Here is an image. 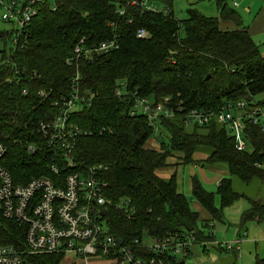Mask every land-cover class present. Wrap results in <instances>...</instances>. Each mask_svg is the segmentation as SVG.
<instances>
[{
  "label": "trees",
  "instance_id": "16d2710c",
  "mask_svg": "<svg viewBox=\"0 0 264 264\" xmlns=\"http://www.w3.org/2000/svg\"><path fill=\"white\" fill-rule=\"evenodd\" d=\"M128 1L56 0L55 10L45 4L26 26V36L13 46L10 33L0 30L2 165L16 183L38 176L57 183L59 175L73 171L61 164L58 173L52 171L55 153L44 146L38 124L53 118L58 111L53 102L70 92L75 69L65 59L77 42L84 38L86 43H97L115 34L118 49L79 62V87L93 99L89 106L69 114L80 130L74 140V160L85 167L104 166L100 178L106 182L104 195L110 201L104 212L110 234L126 242L139 238L144 230L152 237L185 230L175 217L178 214L193 225L194 244L205 246L215 238L210 222L222 221L223 209L240 198L251 203L240 225L264 221V203L233 188V178L243 183L264 180V169L258 166L264 160L259 124L244 120L248 149L240 151L224 124L212 120L187 126L181 113H176L161 120L156 136L160 149L155 150L146 147L154 127L142 115L130 116L128 104L115 95L117 82L123 80L130 90L156 100L169 97L173 107L182 105L186 110L217 108L240 99L264 106V57L241 16L227 0H215L218 16L189 7L182 19L172 10L166 15L143 11L128 6ZM166 2L171 6V0ZM139 27L146 28L150 37L136 38ZM41 90L49 97L43 99ZM29 143L41 148L29 153ZM200 147L210 149L207 164L223 163L228 170L215 192L207 190L197 175L191 176L192 198L206 218L178 190L176 172L168 177L156 172L168 166L166 160L173 152L183 154V164L193 163ZM120 203L126 205L117 206ZM0 243L24 250V227L0 215ZM216 247L227 251L220 244ZM24 257L31 264H63L62 253ZM184 259L168 257L162 264H185ZM255 263L264 264V258L256 257Z\"/></svg>",
  "mask_w": 264,
  "mask_h": 264
},
{
  "label": "built area",
  "instance_id": "2783aa9c",
  "mask_svg": "<svg viewBox=\"0 0 264 264\" xmlns=\"http://www.w3.org/2000/svg\"><path fill=\"white\" fill-rule=\"evenodd\" d=\"M158 2L165 3V7L157 6ZM231 2L233 7L239 5L238 0ZM45 4L56 9V0H0V19L10 24V29L5 30L10 33L11 46L16 44L20 36H26V26ZM127 5L164 15L172 10L166 0H129ZM245 10L249 9L246 7ZM119 12L124 11L120 9ZM135 36L146 39L150 37V32L139 27ZM119 46V37L115 34L97 43H86L81 38L72 54L65 59L67 66L75 69L70 79V92L53 102L58 109L56 115L38 124L44 146L55 153L52 171L58 173L59 164L73 171L59 175L57 183L47 176L16 183L1 163L5 146L0 143V215L24 227L25 247L23 250L12 244L0 243V264H31L24 257L25 254L62 253L64 257L67 252H72L83 259H106L115 264H162L164 258L184 259L190 254L195 236L186 229L157 237L150 236L144 230L139 238L126 242L122 239V243H119L118 237L110 234L104 216L110 204L104 195L106 182L100 178L104 166L95 164L85 167L73 158L74 140L80 130L70 121L69 114L89 106L93 99V94L82 92L79 87V62L92 61ZM117 83L115 95L128 104L127 113L130 116H144L148 124L154 127V133L149 138L153 142H158L156 136L160 132L161 120L174 117L176 113H181L187 126L206 125L212 120L224 124L235 141V147L240 151L248 149L244 120L259 124L264 134L263 106L253 101L248 103L240 99L226 101L217 108L186 110L182 105L173 107L169 97L156 100L150 95L128 89L123 80ZM39 94L43 99L49 97L45 90ZM40 148L37 143L27 145L29 153ZM258 166L264 169V160ZM242 236L232 242L219 244L227 250L237 251L244 238Z\"/></svg>",
  "mask_w": 264,
  "mask_h": 264
},
{
  "label": "rangeland",
  "instance_id": "374dc122",
  "mask_svg": "<svg viewBox=\"0 0 264 264\" xmlns=\"http://www.w3.org/2000/svg\"><path fill=\"white\" fill-rule=\"evenodd\" d=\"M229 6L238 11L242 20L248 23L249 14L245 7L235 8L231 0H227ZM256 3V1H255ZM159 7H165V3L158 2ZM189 7H196L199 11L207 16H218V10L215 0H171V9L176 18L186 17V10ZM255 8V4H254ZM246 11V12H245ZM2 12V9L0 10ZM10 29V24L0 19V30ZM260 46H264V37H255ZM262 44V45H261ZM264 110V106H263ZM208 147H200L196 151L197 158H206L209 155ZM203 159L190 164H183L179 172L182 179L180 190L190 200V205L194 209V199L191 195L190 176L197 175L203 186L212 192L216 191L217 180L228 176L224 171L226 165L207 164ZM225 174V175H223ZM233 188L237 192L243 193L250 197L252 201L264 203V180L254 179L250 183H243L237 178H233ZM250 201L246 198H240L230 206L223 209L222 221L214 220L210 222L211 231L215 238L212 243L194 245L192 253L185 259V264H256V257L264 258V221L255 220L247 221L244 226L240 225L242 213L250 207ZM215 205L219 207V198L215 197ZM239 232V234H238ZM244 235L239 243V250L220 251L217 249L219 243H229ZM243 237V236H242ZM204 248L206 249L204 251ZM65 261V259H64Z\"/></svg>",
  "mask_w": 264,
  "mask_h": 264
},
{
  "label": "crops",
  "instance_id": "0c3cea01",
  "mask_svg": "<svg viewBox=\"0 0 264 264\" xmlns=\"http://www.w3.org/2000/svg\"><path fill=\"white\" fill-rule=\"evenodd\" d=\"M238 2H239V5L235 8H241V7L246 8L247 7L249 9L248 12L246 11L245 12L246 14H249L251 18L249 17L248 23H245L243 21V25L248 28V30L250 31L252 35L253 40L256 42L255 37H264V0H238ZM254 4H255V8H254ZM229 27H232V24H229ZM256 44L259 46V49L264 57V46H260V44H258L257 42ZM146 147H149L155 150L160 149L159 143L153 142L151 139L147 140ZM182 156L183 154L181 152H173L172 155L169 156L166 160L168 166L165 168L156 170L157 174L163 177H168L171 173L176 172L177 188L179 191H181L180 187L182 185V179L181 177H179V172L181 170V166L183 165ZM197 157L198 156L195 152L193 154V159L195 160L194 162L202 161L203 159H206V158H197ZM224 173L228 174V170L224 171ZM191 176H190V189H191ZM220 179L217 180V184ZM194 209L199 212L202 218H206L208 216L207 213L204 211V209L200 206V204L197 201L194 202ZM194 245H198V244L195 243ZM191 253H192V248H191L190 254ZM61 262L63 264H115L114 262L107 261L106 259H99V258H92V257L83 259L82 257H79L72 252H67V254L62 258Z\"/></svg>",
  "mask_w": 264,
  "mask_h": 264
},
{
  "label": "water",
  "instance_id": "95a60500",
  "mask_svg": "<svg viewBox=\"0 0 264 264\" xmlns=\"http://www.w3.org/2000/svg\"><path fill=\"white\" fill-rule=\"evenodd\" d=\"M173 212H174V209H173ZM175 217L178 220L179 224L182 227H184L186 230H188V231L193 230V225L190 222L182 219L178 214H175ZM118 241H119V243H122V239L121 238H118Z\"/></svg>",
  "mask_w": 264,
  "mask_h": 264
}]
</instances>
